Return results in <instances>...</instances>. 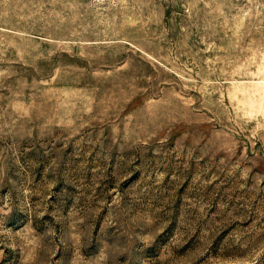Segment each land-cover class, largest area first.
Segmentation results:
<instances>
[{"label":"rangeland","instance_id":"rangeland-1","mask_svg":"<svg viewBox=\"0 0 264 264\" xmlns=\"http://www.w3.org/2000/svg\"><path fill=\"white\" fill-rule=\"evenodd\" d=\"M0 264H264V0H0Z\"/></svg>","mask_w":264,"mask_h":264}]
</instances>
